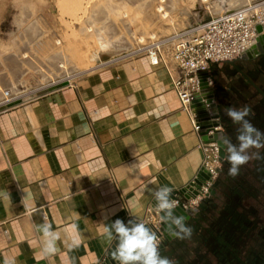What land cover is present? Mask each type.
<instances>
[{
	"label": "crops",
	"instance_id": "0c3cea01",
	"mask_svg": "<svg viewBox=\"0 0 264 264\" xmlns=\"http://www.w3.org/2000/svg\"><path fill=\"white\" fill-rule=\"evenodd\" d=\"M201 158L168 70L144 52L0 108V264H100L115 241L103 226L141 221L155 191L188 185ZM45 223L59 234L47 256ZM71 224L81 243L70 250Z\"/></svg>",
	"mask_w": 264,
	"mask_h": 264
},
{
	"label": "flooded vegetation",
	"instance_id": "af4514ba",
	"mask_svg": "<svg viewBox=\"0 0 264 264\" xmlns=\"http://www.w3.org/2000/svg\"><path fill=\"white\" fill-rule=\"evenodd\" d=\"M224 65L216 73L228 83L227 101L217 103L223 138L237 151L241 134L251 135L264 145V42L249 50L244 58ZM230 107L236 111L246 107L249 114L234 123L227 116ZM244 121L253 127L251 134L244 130ZM227 147L220 173L194 213L197 234L184 241L180 248L185 252L183 256L171 250L173 259H167L169 264H264V147H250L241 153L250 159L244 165H237L234 176L228 172L232 165L227 160L230 155ZM222 170L226 176L221 174ZM175 238L164 236L161 244Z\"/></svg>",
	"mask_w": 264,
	"mask_h": 264
},
{
	"label": "rangeland",
	"instance_id": "374dc122",
	"mask_svg": "<svg viewBox=\"0 0 264 264\" xmlns=\"http://www.w3.org/2000/svg\"><path fill=\"white\" fill-rule=\"evenodd\" d=\"M60 1L61 0H0V76H5L7 73L11 72L10 66L8 65L11 54L17 53V58L21 57L24 61L30 57L34 58L35 56H37L36 58L41 57L40 59H43L40 52L43 54L44 51L41 49L40 42H42V44L47 43V45H53L55 49H50L49 51L53 52L60 47L64 50L69 49L72 46L68 41L74 38L79 42L77 47L82 46L86 49V52L78 51L79 54L85 53L86 55L75 59L78 68L74 70L69 77H63L55 82L49 83L45 79L40 78L34 71L28 70L23 72L20 80L24 86L23 91L17 93L9 100H0V108L20 104L58 86L67 84L81 74L119 59L140 45L133 42V46L129 50H123L121 53L113 54L105 59H94L91 54L96 53V48L99 45L100 39L102 35L105 34V29H103V27L111 23L120 27L121 23L118 17L109 12V15L107 14L109 16V23H104L103 19L96 21L90 19V21H93L90 23L91 29L88 31L87 25L82 22L81 24L85 25L82 30L80 24L74 23L71 17L60 9L58 6V2ZM197 1L199 0H177V3L179 5L188 2L189 5L192 6ZM96 2L106 4L108 0L90 1L84 13H80L83 20L91 17V8L93 5L95 6L97 4ZM156 4L157 2L155 6ZM122 5L131 9V13H129L127 17L130 18V21H135L137 18L136 5L128 3ZM167 9L170 12V19H168V17L166 20L146 25L143 28V34H141L144 35V43L146 44L150 43L151 40L160 42L164 53H169L177 41L187 37L189 31L199 20L209 17L210 14H214L206 11L200 18L194 19L191 14V8L186 13L181 11L180 6ZM26 11H29V13L25 14ZM29 23H32L40 34H36L35 37L30 38L26 31V26ZM41 34L49 37V39L43 40L45 36L43 37ZM41 36L43 38H41ZM150 37L154 39H150ZM111 39H113V37ZM56 41H59V43L56 44ZM71 60H74V58ZM43 62L47 64L46 60ZM212 67V73L216 75L220 68L224 67V63H218L216 66L213 65ZM0 84L2 83L0 82ZM216 90L219 94H222L225 91L224 85L217 82ZM225 98L227 100L228 96H225ZM195 220V218L192 220L189 219L184 223V226H192ZM180 235L184 236L185 234L181 232ZM140 264H143V261Z\"/></svg>",
	"mask_w": 264,
	"mask_h": 264
},
{
	"label": "built area",
	"instance_id": "2783aa9c",
	"mask_svg": "<svg viewBox=\"0 0 264 264\" xmlns=\"http://www.w3.org/2000/svg\"><path fill=\"white\" fill-rule=\"evenodd\" d=\"M262 6L248 3L229 11L210 14L209 17L202 18L189 31L187 37L174 44L169 53H164L160 42L155 40H151L148 44L139 43L140 45L136 49L126 53L129 55L144 52L151 64L162 63L164 65L170 74L172 86L179 98L181 109L187 113L198 137V147L201 150L202 158L199 171L194 179L198 177L200 172H204L206 177L203 179L197 195L183 202L184 209L196 207L201 200L208 196L220 173L223 161L216 140L203 139L204 131L207 135H216L220 125L212 123L218 118L212 117L209 112V124L204 126L194 112L193 101L202 92L215 94L210 71L211 63L234 59L264 42V38L261 37L264 35V6ZM258 26L261 30L257 29ZM150 39L154 38L150 37ZM202 84L206 86L204 89H202ZM214 101L216 102V97ZM172 201L177 202V204L179 202L178 199ZM159 212L160 210L154 204L153 207L147 209V214L141 220L145 225H151L150 227L156 229L157 247L164 238V234L158 229L161 220ZM106 257L107 254L101 262Z\"/></svg>",
	"mask_w": 264,
	"mask_h": 264
},
{
	"label": "bare ground",
	"instance_id": "6f19581e",
	"mask_svg": "<svg viewBox=\"0 0 264 264\" xmlns=\"http://www.w3.org/2000/svg\"><path fill=\"white\" fill-rule=\"evenodd\" d=\"M90 1L92 0H61L58 2V6L71 17L74 23L80 24L82 30L85 26L81 24L82 22L87 25L88 31L91 29L90 23L93 21L103 19L104 23H109V12L118 17L121 23L120 27L112 23L103 27V29H105V34L102 35L100 39L99 45L96 48V53L91 54L96 60L108 58L113 54L121 53L123 50H129L133 46V42L136 44L144 42V35H141L143 34V28L146 25L166 20L168 17V19H170V12L167 8L172 9L180 6L183 13H186L191 8L192 16L194 19H198L206 11L218 14L248 3L264 6V0H199L192 6L189 5L188 2L178 5L177 0H108L106 4L96 2L97 4L95 6L93 5L91 8V17L83 20L80 13H84ZM156 2L157 4L155 6ZM125 3L136 5L137 18L135 21H130V18L127 17L128 14L131 13V9L122 5ZM26 13H29V11H26L25 14ZM90 19L93 21H90ZM26 31L30 38L35 37L36 34H40L32 23L26 26ZM42 36L41 38L45 35ZM112 37L113 39H111ZM47 38L49 39V37L45 36L43 40H48ZM68 42L73 48L70 47L64 50L60 47L53 52H49L50 49H55L53 45H47V43L42 44V42H40L41 49L44 51V55L40 52L43 59H40L41 57L36 58L37 56H35L34 58L30 57L24 61L21 57L17 58V53L11 54L8 62L11 72L7 73L5 76H0V82L2 83L0 84V100H9L17 93L23 91L24 86L20 80L21 74L25 71H34L40 78L45 79L49 83L55 82L63 77L71 76L73 71L78 68L75 59L86 55L85 53L79 54L78 51L86 52V49L82 46L77 47L79 42L74 38ZM57 43H59V41H56V44ZM72 58H74V60H71ZM44 60L47 61V64L43 62ZM215 103L216 102L212 100L211 104L213 105Z\"/></svg>",
	"mask_w": 264,
	"mask_h": 264
},
{
	"label": "clouds",
	"instance_id": "9594fccd",
	"mask_svg": "<svg viewBox=\"0 0 264 264\" xmlns=\"http://www.w3.org/2000/svg\"><path fill=\"white\" fill-rule=\"evenodd\" d=\"M249 114V109L244 108L242 111H236L234 108L227 109V116L231 117L233 122H240L243 120L244 116ZM244 130L251 134L254 129L247 122L244 121L243 124ZM257 137L259 138V133H257ZM218 139L223 141V144H227V152L230 155L227 157V160L231 163L232 167L229 169V175L234 176L237 174V165H244L250 159L247 155H241L246 149L250 147H264L258 143L257 140H253L251 135L241 134L238 136L240 143L239 151L231 145L227 140H224L223 137H219ZM173 189L164 186L163 188H158L154 195L157 201H164L158 203L156 205L158 210L168 211L165 213V217H162V220L165 223V227L167 231L174 237L178 239H185L186 237H190L192 235L193 229L191 226L185 227L184 223L186 222L187 217L184 215H178L173 218V223L180 227V232L184 233V236H181L179 233L175 232L172 228L171 224L167 223V218L173 217L172 209L176 208L177 202L172 201L168 203L166 200V196L172 194ZM135 220L129 219L127 221L128 225H132L131 228L126 227L124 220L117 218L114 222L109 226L105 224L103 226L102 235L107 237L108 241H118L115 247V251L112 252V258L114 260H121L123 264H127L128 261H140L143 260V264H169L167 259H158L157 258V243L158 236L155 231L152 230L151 227H145L143 221L134 222ZM110 227L115 229V233L117 234L115 237L110 231ZM51 224L45 223L43 227V254L45 256L55 254L56 245L55 240L59 238L58 233L50 232ZM69 236L72 240V244L70 246V250L75 247H79L81 240L79 237L78 226L76 224H71L66 228ZM52 237V239H48V237ZM5 264H11V262L6 259Z\"/></svg>",
	"mask_w": 264,
	"mask_h": 264
},
{
	"label": "water",
	"instance_id": "95a60500",
	"mask_svg": "<svg viewBox=\"0 0 264 264\" xmlns=\"http://www.w3.org/2000/svg\"><path fill=\"white\" fill-rule=\"evenodd\" d=\"M258 30H261V28L258 26L257 28ZM262 38H264V35L261 36ZM245 57V54H242L239 57H236L234 59L231 60H227V61H223V62H213L212 64H218V63H234L235 60L237 59H242ZM206 86L204 84H202V89H204ZM215 99V94L213 92L210 93H205L202 92L201 95H199L198 97H196L193 101V108H194V112L197 114L198 116V120H200L204 126H207L209 123V112L212 115V117L214 118H218V105L217 103L215 104H211L212 100ZM214 125H219L218 119L214 120L213 123ZM219 137H223V132L219 129L216 133V135H207L206 132L204 131L203 134V139L204 140H210V139H215L217 144L220 147V157L222 160L225 159L226 157V144H223V141L218 139ZM224 139V138H223ZM206 177V174L204 172H200L198 177L194 179L193 182L189 183L188 185H186L185 187H182L178 190L172 191V194L167 195L165 198L167 200L168 203H170L172 200H176L178 199V204L176 206V208L172 209L173 212V217H169L167 218V223L171 224L172 228L174 229L175 232H179L180 231V227L176 224H174L173 218L177 217L178 215H184L187 217L188 221L196 212L197 210V206L193 207V208H188V209H184L183 208V202H186L187 200H189L191 197H194L195 195H197L198 193V189L200 188V186L203 183V179ZM159 202H164V201H157L156 197L153 201V203L155 205H157ZM168 210H160L159 212V216H160V222H159V226L158 229L164 234V236L166 238H172L173 236L167 231L166 227H165V223L162 220V217H165V213ZM185 223V222H182ZM150 227L151 225H145V227ZM126 227L131 228L132 225H126ZM154 231H156V229H154L153 227H151ZM118 243V241H114V245L111 247V249L108 251L107 253V257L105 258V260L103 262H101L100 264H121V260H114L112 258V252L115 251V247L116 244ZM163 244H160V246H162ZM136 262V261H135ZM135 262H131L128 261L127 264H134Z\"/></svg>",
	"mask_w": 264,
	"mask_h": 264
},
{
	"label": "trees",
	"instance_id": "16d2710c",
	"mask_svg": "<svg viewBox=\"0 0 264 264\" xmlns=\"http://www.w3.org/2000/svg\"><path fill=\"white\" fill-rule=\"evenodd\" d=\"M225 64V63H224ZM223 68H225V65H224V67ZM223 68H220V69H223ZM212 79H213V83H214V87H215V91H216V100H217V103H219L220 104V102H225V101H227L226 100V98H225V96H228L229 95V93L227 92V90L225 89L226 87H227V82H226V79H224V78H222V76H216V75H214V73H212ZM222 83L223 85H224V92L222 93V94H219L218 92H217V90H216V83ZM218 104V105H219ZM229 172V171H228ZM221 174L224 176V174H225V176L227 175L223 170H222V172H221ZM208 201V200H207ZM193 217H194V215L190 218L191 220L193 219ZM191 228L193 229V232H192V234H197V228L195 227V225L193 224L192 226H191ZM179 234L181 233L180 231L178 232ZM176 240H174V241H171L170 243L169 242H166V243H164L162 246H160V247H157V258L158 259H161V260H163V259H168V258H170V259H173L172 257H171V250H174V251H176V255H177V253H178V255L179 256H183L184 254H185V252H182L181 250H180V248H181V246L184 244V241H185V243H186V241H187V239H188V237H186L185 239H178V238H175ZM172 244H174V246L172 247ZM171 245V246H170ZM168 249H169V251H168ZM187 255H189V254H187ZM185 257V256H184Z\"/></svg>",
	"mask_w": 264,
	"mask_h": 264
}]
</instances>
